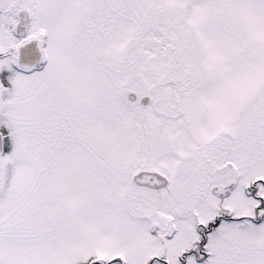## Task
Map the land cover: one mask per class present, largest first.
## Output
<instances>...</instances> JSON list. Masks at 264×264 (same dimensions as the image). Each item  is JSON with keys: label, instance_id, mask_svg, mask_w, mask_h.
Segmentation results:
<instances>
[{"label": "snow or ice", "instance_id": "1", "mask_svg": "<svg viewBox=\"0 0 264 264\" xmlns=\"http://www.w3.org/2000/svg\"><path fill=\"white\" fill-rule=\"evenodd\" d=\"M0 264H264V0H0Z\"/></svg>", "mask_w": 264, "mask_h": 264}]
</instances>
